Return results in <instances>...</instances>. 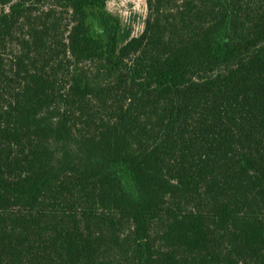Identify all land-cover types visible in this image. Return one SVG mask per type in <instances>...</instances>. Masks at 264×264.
Here are the masks:
<instances>
[{
	"label": "trees",
	"instance_id": "16d2710c",
	"mask_svg": "<svg viewBox=\"0 0 264 264\" xmlns=\"http://www.w3.org/2000/svg\"><path fill=\"white\" fill-rule=\"evenodd\" d=\"M106 1L0 0V264H264V0Z\"/></svg>",
	"mask_w": 264,
	"mask_h": 264
},
{
	"label": "rangeland",
	"instance_id": "374dc122",
	"mask_svg": "<svg viewBox=\"0 0 264 264\" xmlns=\"http://www.w3.org/2000/svg\"><path fill=\"white\" fill-rule=\"evenodd\" d=\"M106 11L117 17L122 27L131 28L132 35L138 36L143 31L148 7L146 0H107ZM12 50L10 44L0 49L6 57L11 55Z\"/></svg>",
	"mask_w": 264,
	"mask_h": 264
}]
</instances>
